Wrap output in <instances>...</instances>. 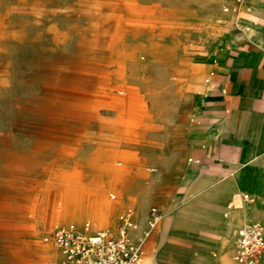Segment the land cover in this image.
Returning <instances> with one entry per match:
<instances>
[{"label": "rangeland", "instance_id": "obj_1", "mask_svg": "<svg viewBox=\"0 0 264 264\" xmlns=\"http://www.w3.org/2000/svg\"><path fill=\"white\" fill-rule=\"evenodd\" d=\"M222 1L0 0V264H58L50 230L72 221L115 229L127 207L135 237L152 206L162 213L143 264H211L232 249L242 221L229 239L186 237L168 222L181 206L199 100L194 66L235 32ZM93 194L112 202L107 225H94ZM243 208L257 218L258 203Z\"/></svg>", "mask_w": 264, "mask_h": 264}, {"label": "crops", "instance_id": "obj_2", "mask_svg": "<svg viewBox=\"0 0 264 264\" xmlns=\"http://www.w3.org/2000/svg\"><path fill=\"white\" fill-rule=\"evenodd\" d=\"M263 12L264 0H246L235 18V32H223L214 41L218 46L194 66L193 87L199 100L184 139L188 163L178 194L181 206L168 219L183 236L210 233L229 239L234 208L244 214L243 205L255 203L259 205L257 218L235 229L252 221L264 224ZM212 23L207 34L213 32ZM207 67L211 80L204 84L202 74ZM238 167L245 169L246 181L236 176ZM243 193L252 195L254 201L244 202ZM237 202L242 206H232ZM230 248L210 260L211 264H239L230 253L233 245Z\"/></svg>", "mask_w": 264, "mask_h": 264}, {"label": "built area", "instance_id": "obj_3", "mask_svg": "<svg viewBox=\"0 0 264 264\" xmlns=\"http://www.w3.org/2000/svg\"><path fill=\"white\" fill-rule=\"evenodd\" d=\"M245 0H223L222 10L237 16ZM244 202L254 201L243 193ZM162 218L161 210L152 206L147 226L138 229L133 208L127 207L118 215L115 229L94 227L86 222H66L55 226L44 240L51 242L59 253L58 264H140L143 245ZM233 259L239 264H256L264 258V224L247 222L236 228L233 237Z\"/></svg>", "mask_w": 264, "mask_h": 264}, {"label": "bare ground", "instance_id": "obj_4", "mask_svg": "<svg viewBox=\"0 0 264 264\" xmlns=\"http://www.w3.org/2000/svg\"><path fill=\"white\" fill-rule=\"evenodd\" d=\"M142 24H144V23H142ZM122 102H124V100H117L116 101L117 104L122 103ZM104 195L105 194H100V195L99 194H93V195L90 196V197L94 198L93 199L94 201L100 203V205H99L98 208H93L91 210V212H93L95 216H98L97 217L98 220L94 222V225L95 226L107 225L108 224V221H109V218L106 215V211L112 206V202L111 201H108V200H105ZM111 195H113L112 197H114V194H111ZM83 205H85V204H83ZM95 207H97V206H95ZM41 211H42V209H41ZM244 211H245L244 214H240L239 212H236L233 215V217H232L231 220H234V221L235 220H238V221H242V222L246 221L250 216H249V211L248 210H244ZM77 222H81V221H77ZM140 264H143V257L140 259Z\"/></svg>", "mask_w": 264, "mask_h": 264}]
</instances>
